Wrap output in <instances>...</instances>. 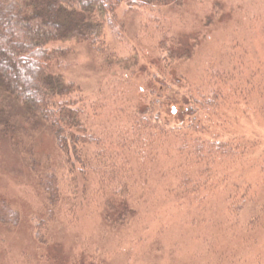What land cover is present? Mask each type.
Here are the masks:
<instances>
[{
	"label": "rangeland",
	"instance_id": "rangeland-1",
	"mask_svg": "<svg viewBox=\"0 0 264 264\" xmlns=\"http://www.w3.org/2000/svg\"><path fill=\"white\" fill-rule=\"evenodd\" d=\"M123 9V38L108 31V53L132 60L131 68L136 58L138 67H155L151 47L161 36L158 27H172L169 33L179 35L189 55L173 73L191 83V94L203 82L204 89L219 88V112L208 126L238 154L216 156L211 175L200 176L173 146H164L156 159H145L141 173L135 171L126 204L106 211L89 190L75 210L51 225L43 244L35 237V220L46 215V195L24 152L0 137V197L21 214L16 227L0 224V264H264V0H185L182 7L162 8L156 23L147 13ZM63 46L72 51L62 74L95 98L111 73L88 44ZM143 76L133 84L141 86ZM178 93L161 103V116L171 126H186L191 119L180 101L184 95L193 104L192 95ZM34 144L38 155L60 157L48 130L35 135ZM116 181L109 176L107 188ZM125 205L133 211L131 220L107 222Z\"/></svg>",
	"mask_w": 264,
	"mask_h": 264
},
{
	"label": "trees",
	"instance_id": "trees-1",
	"mask_svg": "<svg viewBox=\"0 0 264 264\" xmlns=\"http://www.w3.org/2000/svg\"><path fill=\"white\" fill-rule=\"evenodd\" d=\"M184 3L0 0V137L11 139L24 152L46 195V215L35 220V237L40 243L47 242L51 225L75 210L80 197L87 198L89 190L96 204L106 211L126 204L135 171L141 173L145 159H156L164 146H173L180 161L195 165L200 176L211 175L216 156L238 154L237 147L220 141L208 126L219 112V88L212 84L213 88L204 89L203 82L196 85L197 94H191V83L173 73L175 63L189 55L182 50L179 35L169 33L172 27H158L162 28L161 36L151 47L156 53V68L153 64L138 67L136 56L131 68L132 60L114 58L116 51L114 55L108 53L107 32L121 37L126 27L120 20L124 5L126 14L147 13L156 23L162 8L182 7ZM65 44H88L111 73V80L101 84L95 98L87 97L79 84L62 74L72 51ZM139 73L144 75V83L135 86L132 81ZM180 89L190 90L192 95L193 104L184 100V95L180 101L191 122L171 126L161 116V103L174 100ZM43 130L54 138L60 151L57 160L35 151V135ZM109 176L117 180L112 189L107 188ZM185 177L181 178L183 186ZM20 218L7 198L0 197V224L16 227ZM132 218L133 211L125 205L117 217L106 220L115 226Z\"/></svg>",
	"mask_w": 264,
	"mask_h": 264
}]
</instances>
